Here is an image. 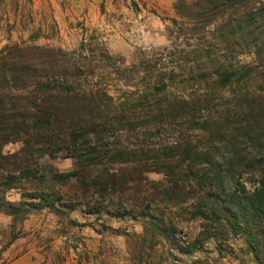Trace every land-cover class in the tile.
Instances as JSON below:
<instances>
[{
    "label": "trees",
    "instance_id": "obj_1",
    "mask_svg": "<svg viewBox=\"0 0 264 264\" xmlns=\"http://www.w3.org/2000/svg\"><path fill=\"white\" fill-rule=\"evenodd\" d=\"M174 9L175 47L117 69V96L109 69L123 60L105 49L0 50V210L15 221L32 208L78 206L142 219L148 247L166 240L184 252L229 226L264 264V1L177 0ZM12 143L22 148L5 154ZM45 157L75 168L60 173ZM70 185L79 194L64 195ZM13 190L20 201H5ZM186 205L201 231L185 246L171 210Z\"/></svg>",
    "mask_w": 264,
    "mask_h": 264
},
{
    "label": "rangeland",
    "instance_id": "obj_2",
    "mask_svg": "<svg viewBox=\"0 0 264 264\" xmlns=\"http://www.w3.org/2000/svg\"><path fill=\"white\" fill-rule=\"evenodd\" d=\"M76 1H79V15L72 8ZM176 2L0 0V50L23 43L67 52L82 50L85 55L92 49H105L111 56L123 60L109 69L112 75L108 84L117 96L124 84L114 74L117 69L130 68L146 57L161 55L165 49L175 47L172 43L178 31L170 20L178 19ZM177 44L182 47L183 41ZM238 61L242 65L253 63L248 56L239 57ZM21 148V143L8 144L4 153L13 155ZM40 163L60 173H70L75 168L74 160L61 157H45ZM147 179L160 182L163 177L150 174ZM64 191V195L80 192L75 185L65 187ZM20 194L17 190L10 191L4 200L19 202ZM186 208L190 206L183 207ZM31 210L22 221L13 220L0 210V264H257L246 238L229 226L198 250L184 252L166 240L156 248L148 247L142 240V219L88 215L79 206L72 212L62 210V214L48 209ZM187 211L171 210L177 238L185 246L201 231L200 223L192 220ZM219 244L223 251L218 248Z\"/></svg>",
    "mask_w": 264,
    "mask_h": 264
},
{
    "label": "crops",
    "instance_id": "obj_3",
    "mask_svg": "<svg viewBox=\"0 0 264 264\" xmlns=\"http://www.w3.org/2000/svg\"><path fill=\"white\" fill-rule=\"evenodd\" d=\"M72 1L74 2L75 0H72ZM74 4L75 5L72 6L73 11H74L75 15H79V1H76ZM74 8H75V10H74Z\"/></svg>",
    "mask_w": 264,
    "mask_h": 264
}]
</instances>
